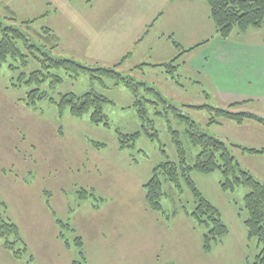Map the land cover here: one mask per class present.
Listing matches in <instances>:
<instances>
[{
    "label": "rangeland",
    "instance_id": "1",
    "mask_svg": "<svg viewBox=\"0 0 264 264\" xmlns=\"http://www.w3.org/2000/svg\"><path fill=\"white\" fill-rule=\"evenodd\" d=\"M9 10L18 21L35 19L29 28L35 41L37 31L51 28L59 38L52 54L73 58L86 67H113L131 51L116 68L118 71L155 87L207 134L247 147H264V132H251V128L243 125L245 121L237 124L224 120L209 125L207 111L186 106L227 104L203 82L202 74L191 67L197 65L205 46L219 37L205 1L0 0V19L4 23H12L6 20L12 17ZM150 23L152 26L147 27ZM145 29H148L145 39L137 40ZM161 32L165 35L161 36ZM232 37L264 42V26L249 28L246 35L233 32ZM205 40L208 42L179 58L176 74L181 86L170 81L163 66L147 65L144 70L137 67L143 62L166 63L182 49ZM33 63L24 71L37 67ZM56 73L64 81L50 90L49 95L58 100L61 93L71 91L80 95L94 90L106 96L112 101L104 104L109 126L93 124L89 114L76 118L65 112L60 116L57 105L47 99L37 101L35 106L27 105L30 87L15 85L18 71L9 70L6 64L0 66V199L27 243V253L21 260L10 258L0 244V264H72L68 258L84 264L89 258L87 249H93L96 240L89 233L81 256L72 241L84 233V222L109 227L106 250L109 263L113 264L253 263L260 246L256 238L248 237L244 225L246 188L222 190L223 175L219 171L191 172L196 187L219 210L227 226V234L212 244L210 252H205L202 236L208 228L190 214L195 199L184 180L181 190L163 181L162 213L146 204L143 185L153 168L166 160L178 161L167 120L154 116L151 109L149 115L159 141L142 134L133 147L120 149L117 131H142L131 92L122 84L113 85L110 79H105L102 85L86 74L73 80L64 70ZM41 89L49 90L47 83ZM238 110L264 117L261 103L244 104ZM167 113L171 120L172 111ZM249 121L254 122L246 120V123ZM171 125L180 134L187 163L192 164L199 149L190 145L186 124L171 120ZM92 141L104 146L97 148ZM233 154L241 167L264 183V154H250L238 148L233 149ZM56 219L74 229L64 230V238L71 243L69 251L61 250L54 238ZM103 231L107 232L102 229L99 232ZM128 249L132 252L126 254ZM95 260L91 258L88 264H97Z\"/></svg>",
    "mask_w": 264,
    "mask_h": 264
},
{
    "label": "trees",
    "instance_id": "2",
    "mask_svg": "<svg viewBox=\"0 0 264 264\" xmlns=\"http://www.w3.org/2000/svg\"><path fill=\"white\" fill-rule=\"evenodd\" d=\"M210 9V16L215 25L216 34L223 39L233 38L236 34H245L249 28H258L264 25V0H203ZM6 20L12 23H4L0 19V66L6 64L9 70L18 71L17 84L30 87L27 92V105L35 106L37 101L47 99L56 104L58 113L63 116L68 112L72 117L82 118L89 114V120L95 125L109 126L108 117L104 112V104L112 101L106 96L89 90L78 95L74 92L61 93L58 100L50 96V90L56 89L63 83L64 79L56 72L64 70L70 79H77L81 74L88 75L91 81L104 84L105 79H110L113 85H124L134 98L133 105L142 123V131L133 133H121L117 131L118 146L120 149L130 148L135 145L139 137L144 134L152 141H159L158 132L155 130L154 121L149 113L152 109L154 116L167 120L168 131L175 146L178 161L166 160L157 164L149 180L143 185L147 207L153 211L162 213L161 199L163 192V181L171 182L177 189L181 190V180H184L195 199V208L190 213L198 223L204 224L208 229L202 236V248L210 252L212 244L217 243L227 234V226L221 218L219 210L211 204L198 190L191 172L209 174L219 171L223 175L220 182L222 190L233 191L237 187L247 189L244 195V208L247 218L244 225L248 237L257 239L260 249L252 264H264V183L254 177L248 170L236 162L233 149L238 148L250 154H264V147H247L234 142H226L214 135L207 134L200 126L184 114L181 108L176 107L155 87L146 82L136 80L130 74H123L116 68L121 66L126 58L131 55L128 52L113 67H86L73 58L58 57L52 54V50L58 45V37L49 27L37 31V41L29 33L30 24L35 19L18 21L14 12ZM18 24V25H17ZM151 26V25H150ZM208 42L205 40L186 49H182L170 61L151 66H163L165 73L176 86H181L178 75L180 65L179 58L184 52H190L197 46ZM175 46L180 44L174 42ZM37 67L25 72L32 66ZM33 63V64H34ZM150 64L143 63L138 68ZM49 90H42L46 84ZM248 101L231 102L226 107H214L211 105H186L193 109H202L210 115L208 124H220L228 120L242 124L246 120H254L264 126V117L253 112L238 110ZM163 107V109L161 108ZM161 110L163 112H161ZM172 111L171 120L186 124L185 132L191 146L199 149L192 164L187 163L186 152L180 139L178 130L171 125L167 111ZM97 148L104 146L103 143L92 141ZM160 151L164 154V150ZM161 176L164 177L162 180ZM7 206L0 199V244L9 251L15 259L21 260L27 253L26 243L23 240L19 227L7 216ZM63 235V230H74L68 223L59 219L55 220ZM83 256V243L77 236L74 239ZM76 264H81L77 262Z\"/></svg>",
    "mask_w": 264,
    "mask_h": 264
},
{
    "label": "crops",
    "instance_id": "3",
    "mask_svg": "<svg viewBox=\"0 0 264 264\" xmlns=\"http://www.w3.org/2000/svg\"><path fill=\"white\" fill-rule=\"evenodd\" d=\"M156 18L157 17H155L154 20ZM152 24L153 23H150L147 27L150 25L152 26ZM147 31L148 29H145L143 35L138 37L137 40L143 41L146 37ZM247 33L248 30L244 35ZM164 35L165 32H161V36ZM172 42L174 43L177 41L173 40ZM196 62L197 65H192L191 67L199 74H202L203 82L205 84L208 83L217 96L224 99L223 101H226L227 104L231 102L248 101L246 102L247 106L252 103H261L264 105V42H246L237 38L223 39L221 37H216L205 46L203 53L197 58ZM140 69L144 70L145 67L143 66V68ZM255 122L256 121H249V123H246L245 121L243 125L246 124V126L251 128V132H264V126ZM95 208L98 207L95 206ZM98 224L99 223L97 222L94 225H89L84 222V224H82L85 228L84 233L77 235L81 238L83 249L86 245V237H90L89 233L94 234L96 239L94 248L87 249L89 258L83 263L88 264L91 261V258H94L96 259L95 261L97 264H113L109 263V250H106V237L107 233L109 234V227L100 228V226H97ZM56 226L58 227L57 223ZM58 228L53 235L56 241L60 244L61 250H71V243L64 238V232L63 235H60L61 231L59 230L61 229L58 230ZM101 229L106 230L107 232L103 231L105 234L100 233L99 231ZM19 231L21 234L20 227ZM22 238L26 243L25 238L23 236ZM72 242L77 245L76 242ZM6 252H8L7 254H9L10 258H14L9 251ZM131 252L132 251L128 249L125 253L129 254ZM68 259L72 264H76V261L71 260V258Z\"/></svg>",
    "mask_w": 264,
    "mask_h": 264
}]
</instances>
